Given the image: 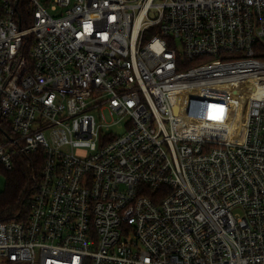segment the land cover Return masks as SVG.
<instances>
[{
  "label": "built area",
  "instance_id": "built-area-1",
  "mask_svg": "<svg viewBox=\"0 0 264 264\" xmlns=\"http://www.w3.org/2000/svg\"><path fill=\"white\" fill-rule=\"evenodd\" d=\"M257 44L264 0H0V169L41 160L0 264H264ZM231 84L242 132L199 129Z\"/></svg>",
  "mask_w": 264,
  "mask_h": 264
},
{
  "label": "bare ground",
  "instance_id": "bare-ground-1",
  "mask_svg": "<svg viewBox=\"0 0 264 264\" xmlns=\"http://www.w3.org/2000/svg\"><path fill=\"white\" fill-rule=\"evenodd\" d=\"M244 92H246L244 86L237 89L234 84L194 90L190 97L196 102L193 106L195 108L193 117L195 125L199 129L222 135L242 132L247 111V98H245ZM240 94L243 95V98L239 97ZM188 100L186 99V101ZM216 108L224 109L216 113ZM232 108L233 116L230 119ZM228 109H230L229 112ZM219 116L224 119L222 121L216 120Z\"/></svg>",
  "mask_w": 264,
  "mask_h": 264
},
{
  "label": "trees",
  "instance_id": "trees-1",
  "mask_svg": "<svg viewBox=\"0 0 264 264\" xmlns=\"http://www.w3.org/2000/svg\"><path fill=\"white\" fill-rule=\"evenodd\" d=\"M257 45L256 56L264 59V48L261 44ZM40 168L38 155L28 154L14 157L11 169H0L3 180V188L0 189V222L27 219ZM146 194L153 198L152 192L147 191Z\"/></svg>",
  "mask_w": 264,
  "mask_h": 264
},
{
  "label": "rangeland",
  "instance_id": "rangeland-1",
  "mask_svg": "<svg viewBox=\"0 0 264 264\" xmlns=\"http://www.w3.org/2000/svg\"><path fill=\"white\" fill-rule=\"evenodd\" d=\"M75 153L76 154H80V155H84V154H87L88 151L86 149H77L75 150ZM3 188V180L1 179V176H0V189Z\"/></svg>",
  "mask_w": 264,
  "mask_h": 264
},
{
  "label": "water",
  "instance_id": "water-1",
  "mask_svg": "<svg viewBox=\"0 0 264 264\" xmlns=\"http://www.w3.org/2000/svg\"><path fill=\"white\" fill-rule=\"evenodd\" d=\"M232 110H233V108L231 109V118H230V119H232V116H233V114H232Z\"/></svg>",
  "mask_w": 264,
  "mask_h": 264
}]
</instances>
